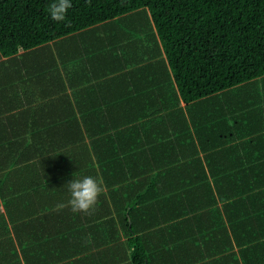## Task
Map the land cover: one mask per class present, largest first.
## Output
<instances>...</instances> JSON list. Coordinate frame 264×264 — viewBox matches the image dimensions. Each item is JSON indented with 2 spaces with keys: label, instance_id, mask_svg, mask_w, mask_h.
<instances>
[{
  "label": "crops",
  "instance_id": "obj_1",
  "mask_svg": "<svg viewBox=\"0 0 264 264\" xmlns=\"http://www.w3.org/2000/svg\"><path fill=\"white\" fill-rule=\"evenodd\" d=\"M136 28L0 56V264H134L137 243L147 264H264V159L242 153L257 130L213 133L245 95L185 101L149 15ZM84 176L95 210L60 209Z\"/></svg>",
  "mask_w": 264,
  "mask_h": 264
},
{
  "label": "trees",
  "instance_id": "obj_2",
  "mask_svg": "<svg viewBox=\"0 0 264 264\" xmlns=\"http://www.w3.org/2000/svg\"><path fill=\"white\" fill-rule=\"evenodd\" d=\"M52 2L0 0V56L14 55L21 49H32L110 21L139 38L137 20L144 21L147 14L185 101L217 95L220 100L228 90L237 87V94L242 91L246 97L237 102L228 100L232 104L223 111L213 133L219 134L217 139L224 143L221 132L244 119L249 134L257 130L258 137L253 148H242L243 157L248 161L264 159V119L256 118L264 116V93L259 90L264 86V0H71L72 7L61 22L49 16ZM221 110L222 106L217 111ZM229 113L232 120L227 118ZM240 151L234 158H242ZM259 175L261 184L257 185L261 186L264 169ZM132 255L134 264H147L144 248L138 243Z\"/></svg>",
  "mask_w": 264,
  "mask_h": 264
},
{
  "label": "clouds",
  "instance_id": "obj_3",
  "mask_svg": "<svg viewBox=\"0 0 264 264\" xmlns=\"http://www.w3.org/2000/svg\"><path fill=\"white\" fill-rule=\"evenodd\" d=\"M71 7V0H53L49 5V16L54 21H64ZM66 187L69 199L66 204L58 207L60 209L69 207L73 213L91 214L95 210L99 196L104 192L102 182L92 176L74 178L67 182Z\"/></svg>",
  "mask_w": 264,
  "mask_h": 264
},
{
  "label": "rangeland",
  "instance_id": "obj_4",
  "mask_svg": "<svg viewBox=\"0 0 264 264\" xmlns=\"http://www.w3.org/2000/svg\"><path fill=\"white\" fill-rule=\"evenodd\" d=\"M142 14H145V12H142ZM143 17L145 18V17H147V15H143ZM258 85H262V84L261 83H258ZM232 126H233L234 129L236 128V125H232Z\"/></svg>",
  "mask_w": 264,
  "mask_h": 264
}]
</instances>
